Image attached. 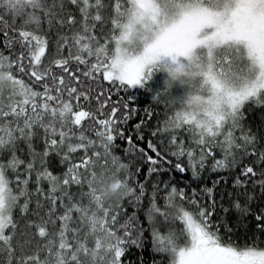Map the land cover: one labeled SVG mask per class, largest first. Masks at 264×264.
Segmentation results:
<instances>
[{
  "label": "snow or ice",
  "instance_id": "6c2138e0",
  "mask_svg": "<svg viewBox=\"0 0 264 264\" xmlns=\"http://www.w3.org/2000/svg\"><path fill=\"white\" fill-rule=\"evenodd\" d=\"M0 264H264V0H0Z\"/></svg>",
  "mask_w": 264,
  "mask_h": 264
}]
</instances>
